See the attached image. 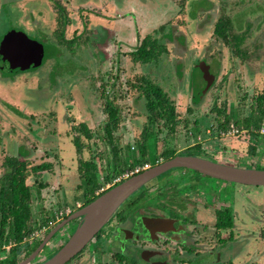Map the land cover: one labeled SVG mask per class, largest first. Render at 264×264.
Returning a JSON list of instances; mask_svg holds the SVG:
<instances>
[{"label":"flooded vegetation","instance_id":"1","mask_svg":"<svg viewBox=\"0 0 264 264\" xmlns=\"http://www.w3.org/2000/svg\"><path fill=\"white\" fill-rule=\"evenodd\" d=\"M8 1L12 0H2L0 11L4 9H2L3 4ZM13 1L21 7L26 6L29 0ZM33 1L47 7L49 1L55 0ZM167 2L169 3L167 9L161 7L157 12L156 7L148 6L147 0H89L92 9L98 12L92 14L100 19L98 26L94 24L95 31L83 29L78 38L69 39L65 35V30L72 21L60 0L55 1L54 6L59 11L57 21L60 25V29L56 32L58 41H55L58 48L65 53L68 49L73 51L77 40L83 36L89 46L85 54L94 58V64L85 65L84 68H87L90 76L91 91L95 96L99 95L96 98L102 104L100 105L102 109L98 107L97 113L104 119L98 126L101 127L104 140L110 149L108 154L112 158L111 168L114 170L115 165L121 161L120 169L124 171H132L136 168L140 170L131 173L128 177H121L119 173L108 182L98 180L100 186L93 194L82 178L81 184L77 186L80 192L78 200H74L73 203L75 209L70 206L59 209V221L53 225L49 222L40 226L42 231L39 235L21 246L18 264L35 253L58 224L67 220L82 207L122 181L141 174L176 155H193L224 165L264 169V133L260 130L264 125V91L253 97L256 103L252 104L250 114L244 117L253 120L262 118L261 125L258 128L254 124L247 128L237 125L236 119L240 114L237 111L232 113V109H235L233 106L240 101L245 105L248 98L247 91L252 85H249V88L244 86L246 92L242 94L243 97L240 99L237 97L228 104L226 88L223 89V84L229 79V71L221 73L223 56L234 61L235 68L241 66L248 68L247 73H251L253 69L257 70L255 68L257 62H261L264 69V0H168ZM185 11H187L186 17H184ZM168 42L181 44L184 52L187 53L186 59L171 61L169 66L174 67V72L167 75L172 83L177 82L176 67L183 68L186 76L181 81H187L191 91L188 100L190 102L185 111H179L183 107L176 105V100L172 99L165 88L167 80H162L161 74L157 72L164 67L170 56ZM90 44L96 45L98 49ZM113 45L116 47V53L110 52ZM56 55L59 56V59H56L57 63L61 64L65 61V59L60 60V51H57ZM108 57L111 61L106 63L104 68L107 69L99 70L100 66L96 67L95 62L99 63L100 59ZM120 57L124 59L122 65L119 64ZM128 63L132 66L130 75L126 73ZM200 63H204L208 71L201 69ZM194 69L202 75L205 86L203 89L197 82ZM244 69L238 70L240 72L238 78H243L241 71ZM257 71L261 77L264 76V70ZM22 72L24 71L6 74L0 70V74L4 77H13ZM51 74H55V77L57 75L54 70ZM210 75L214 78L212 79ZM130 91L137 92L132 99L128 97ZM157 94L164 95L169 101V106L176 114L174 119L161 117L152 110L154 102L158 100ZM236 94L239 95L238 92ZM209 96L214 101L216 118L210 117L211 122L205 134L210 137L214 135L217 141L225 139L234 141L240 138L242 144H247L242 153L225 149L226 147L221 145H215L214 150L211 151L209 143L194 141L183 148L174 147L175 153L168 157L164 153L173 146H165L160 153L162 155L160 159L156 158L154 162L143 156L140 147L144 141L145 127L150 122V115H154V122L150 123L151 127L148 131L150 136L146 155L150 152L149 148L153 143L157 148L156 140L162 129L171 137L180 134L185 120L193 122V125L203 123L198 117L192 121L190 113L194 104L205 101ZM10 98L19 101L16 97ZM128 99L143 101L147 120L142 126L140 135L129 125L130 119L127 117L129 113L123 109L127 106L120 105V101ZM49 106H57L56 110L58 109L60 113V102L44 106L45 110ZM255 106L256 110H254ZM13 110L16 114L25 117V113L17 107H13ZM42 110L43 108L37 112ZM219 114L223 115V118L219 117ZM214 121L219 125L215 126ZM220 124H225L226 127L220 128ZM232 124L238 127L237 134L216 135V129H227ZM80 127L78 130L87 128L89 133H92L89 139L95 137V132L87 123H80ZM31 130L37 129L31 127ZM86 131L84 130L85 133ZM190 132L192 134V131ZM78 143L79 146L74 139L76 147L74 149L77 153H81L84 145L81 140ZM56 148L60 161L66 150L61 151V148ZM38 150L39 148L35 147L32 149V159H36ZM115 151L119 155L117 161L114 159ZM123 152L130 153L132 158L128 159L129 161L122 160ZM234 157L238 160L232 159ZM62 161L67 164L66 161L69 159ZM47 164L49 166L44 171L54 166L52 162ZM146 164L148 166H145ZM98 167L102 175L99 164ZM81 219L77 217L65 224L58 232L59 237L54 241L56 234L47 245V249L46 246L42 248L35 259L28 264H42L53 256L64 245L66 241L64 238L72 235ZM36 242L40 243L32 249ZM12 249L13 247L5 250L7 256L2 257L0 254V259L4 260L0 261V264H7L6 259H10ZM64 264H264V185L227 181L188 168H172L130 196L86 247Z\"/></svg>","mask_w":264,"mask_h":264},{"label":"rangeland","instance_id":"2","mask_svg":"<svg viewBox=\"0 0 264 264\" xmlns=\"http://www.w3.org/2000/svg\"><path fill=\"white\" fill-rule=\"evenodd\" d=\"M55 1H49L50 4H47V7H45V5L29 0L26 6L18 7L16 2L12 0L6 2V4L4 3L2 7L4 9L0 11V41L10 31H22L29 35L30 38L41 41L46 50L43 67L39 69L35 68L36 70L29 69L13 77H4L0 74V175L4 170L2 163L8 155H21V157L28 159L33 164L52 162L54 165L49 170L33 174L28 179L33 193L32 210L34 217H39V219L42 218V210L47 212L48 209L54 211L55 209H65L69 206L72 209L74 208V200H78L80 193L77 186L81 184L83 178L81 176L82 171L79 170L80 160L93 157L100 165L103 173L102 175L99 174L101 179L103 175L106 176L113 170L111 168L112 158L108 154L110 149L104 140L101 127L98 126L104 119L102 115L97 113L98 107L102 109V104L96 98L99 95L95 96L91 91L90 76L87 68H84L85 65H93L94 58L88 57L85 54L89 46L84 41L83 36L77 40L73 51L70 49L66 51L65 58H63V60L66 59L65 61L62 60L61 64L56 61L57 55L55 51L53 52V47H57V43H55V41H58L56 32L60 29V25L57 21L59 11L54 6ZM88 1L60 0L65 7L66 14L72 21L70 25L66 26L65 35L67 38H78L82 34V31H84L83 29L95 31V27L98 26L100 19L92 15L98 14V12L92 9ZM167 1L147 0L148 6L156 7L157 12L160 11L161 7H164L165 10L167 9L169 6ZM1 2L2 0H0ZM186 16L187 11L184 12V17ZM161 18L163 17L161 16ZM93 47L97 48L96 45ZM168 48L171 52L170 56H168V61L157 72L161 74L162 80H167L165 88L172 99L176 100V105L183 107L179 111H185L186 106L190 102L188 100L191 96V91L187 81H181L186 76L183 68L176 67V70H178L176 75L177 82L174 81L172 83V80L167 75L174 72V67L169 66L171 65V61L173 59L184 60L187 58V53L184 52L182 45L176 42H168ZM116 51V47L113 45L110 52L116 53ZM123 60V57L119 58L120 65H122ZM109 61H111L110 57L103 58L100 59L99 63L95 62V64H97L96 67L100 66V70ZM222 62L221 73L229 71V79L223 84V89L226 88L228 104L237 97L238 99L243 97L246 92L244 86L249 88V85H252L247 91L248 98L245 105L240 101L236 106H233L235 109H232V113L235 111L239 112L240 116L236 120L242 125L241 123H243L245 115L250 114L252 104L255 105L254 103H256V101H253V97L264 91V76L261 77V74L257 71L264 70L263 64L257 62L256 66L253 65L257 70L253 69L251 73H247L246 69L248 68L244 66L235 68L234 61L232 62L226 56H223ZM131 67V64L128 63L126 73H129V75L130 73L132 74V71H130ZM241 68H245L241 71L243 78H238L240 76L238 70ZM106 69L104 68V71ZM53 70L57 73L56 77L55 74H51ZM193 73L196 75L197 82L203 89L205 86L201 73L198 70H195ZM136 93L130 91L128 97L132 99ZM12 96L19 99V101L12 100L10 98ZM130 99L120 101V105L127 106L123 109L129 113L127 115L128 119H130L129 125L135 133L140 135L142 126L147 120L143 101L137 102ZM180 99L184 100L179 101ZM59 102L60 113L57 111L58 109L56 110L57 106H49L45 110L44 106ZM125 102H128V104H125ZM213 102L211 96H209L205 101H201L197 105H193L192 103L193 111L189 112L191 120L194 121L198 117L203 120V123L200 122L198 125H193V122L185 120L180 134L171 137L167 136L166 131L162 129L156 140L157 148L154 147L153 143V146L149 148L150 152L146 155L147 159L153 162L156 158L160 159L162 156L160 153L167 145L173 146V149L174 147L179 149L194 143V141L197 143H209L211 151L214 150L215 145H221V147H226L225 149L228 148L242 153L247 144H242L240 138L234 140L236 142L227 139L217 141L218 139L214 135L210 137L205 134L206 128H209L208 125L211 122L210 117L216 118ZM12 106L24 112L25 117L16 114ZM42 108V112H37ZM254 110H256V106ZM30 113H33L32 116H29ZM219 117L223 118V115L219 114ZM80 123H87L88 127L90 126V129L95 132V137L88 139L84 134V130H78L81 128ZM214 125L217 126L219 123L214 121ZM31 127L37 130H31ZM190 131H192V134ZM215 131L216 135H219L217 133H219L220 129H216ZM78 135L84 145L81 153H77V150L74 149L76 148L74 139ZM44 143L48 146H45ZM34 147L39 148L36 159H32V149ZM56 147L61 148V151L66 150V154L63 155L62 160L69 159V161H66L67 164L61 159L59 161L58 149ZM131 158L132 155L128 152L121 154L122 160L129 161L128 159ZM232 159L238 160L235 157ZM40 182L45 184L41 190L40 188L38 189ZM57 237H59L58 233L55 239ZM68 238L65 237L64 239L67 240ZM45 248L47 249V246ZM0 254L2 257L7 256L5 250L0 251ZM88 256L91 258L90 255ZM0 261H3V259H0Z\"/></svg>","mask_w":264,"mask_h":264},{"label":"water","instance_id":"3","mask_svg":"<svg viewBox=\"0 0 264 264\" xmlns=\"http://www.w3.org/2000/svg\"><path fill=\"white\" fill-rule=\"evenodd\" d=\"M46 50L42 42L29 38L25 33L8 32L0 42V70L11 72L39 69L43 66ZM208 71L204 63L199 65ZM208 68V67H207ZM35 69V70H36ZM206 76V74H205ZM212 79L214 78L210 75ZM172 168H188L204 175L227 181L250 185H264V169L244 168L224 165L193 155H176L145 172L135 175L112 187L98 198L82 207L67 220L58 224L47 236L37 251L19 264L31 263L38 252L47 246L60 229L72 219L81 217V221L64 245L42 264H64L81 252L90 240L103 228L114 212L142 186ZM55 239V238H54Z\"/></svg>","mask_w":264,"mask_h":264},{"label":"trees","instance_id":"4","mask_svg":"<svg viewBox=\"0 0 264 264\" xmlns=\"http://www.w3.org/2000/svg\"><path fill=\"white\" fill-rule=\"evenodd\" d=\"M54 51L56 54L57 51H60V60L64 58L65 52L61 51L58 46L53 47V52ZM57 59H59V56H57ZM44 63L45 62H43V64ZM157 95L158 100L154 102L152 110L159 114L161 117H166L169 120L174 119L176 114L174 109L169 106V101H167L164 95ZM168 107L169 110H167ZM262 121V118L254 120L251 118H246L243 119V123H241L242 125H240L238 121H236V124L244 126L246 128L251 124H254L258 128L261 125ZM153 122L154 115H150V122L148 123V126L145 127L143 137L144 141L140 147L143 156L145 157L147 153V141L149 140L150 136L148 131H150V123ZM221 125L222 124H220V128L226 127L225 124L222 126ZM84 130L86 131L87 128H84ZM108 131L110 134V130ZM173 131L174 129L172 130V132ZM84 134L88 139L92 137V133H89L88 130ZM80 140L81 139L79 138V136L75 138L78 146V142ZM115 150L117 151V148H115ZM116 151L114 152V159H116L117 161L119 155ZM173 153H175V149L169 148L164 154L168 157L173 156ZM3 166L4 170L0 175V243L4 244L10 241L16 243V245L12 249V255L10 259L8 258L6 259V261L7 264H18V256L21 252V246L23 245L24 240L34 235L35 231L40 229V226H43L44 224H47L55 219V213L52 209L47 210V212L42 210L41 219H39V217H34V213L32 210V186L28 183V179L33 174L43 172L44 169L49 165L45 162L33 164L28 159L21 157V155H9L5 158ZM79 166V170L82 171L81 176L89 185L90 193L93 194L94 190L100 186L98 184V173L100 172V170L98 169V163L93 157H90L88 159L80 160ZM115 167L116 168L114 170H112L105 176L107 181H110L114 176L122 172L123 169H120L121 161H119V164H116ZM44 186L45 184L40 182L38 185V189ZM39 243L40 242H36L35 246L32 249L36 248Z\"/></svg>","mask_w":264,"mask_h":264},{"label":"built area","instance_id":"5","mask_svg":"<svg viewBox=\"0 0 264 264\" xmlns=\"http://www.w3.org/2000/svg\"><path fill=\"white\" fill-rule=\"evenodd\" d=\"M261 129V131L264 133V125H262L261 127H260ZM238 131H239V129H238V127L235 125V124H232L230 127H228L227 129H221L220 131H219V135H222V136H230V135H234V134H237L238 133ZM145 166H148V164H146ZM140 170V168H136V169H134V170H132V171H130V170H126V171H124L123 173H121V177H128L129 175H131V173L133 174V173H136V172H138ZM116 180V179H115ZM60 220V212H58L57 211V214H56V216H55V219L54 220H52V221H50V224H55L57 221H59ZM44 230H45V228H44ZM40 231H42L41 229H38V230H36L35 231V233H34V235H32V236H30L29 238H27V239H25L24 240V242H26V241H28V240H31L34 236H37V235H39V233H40ZM16 245V243L15 242H13V241H10V242H8V243H5V244H3V245H1L0 244V251H3V250H9V249H11L12 247H14Z\"/></svg>","mask_w":264,"mask_h":264},{"label":"crops","instance_id":"6","mask_svg":"<svg viewBox=\"0 0 264 264\" xmlns=\"http://www.w3.org/2000/svg\"><path fill=\"white\" fill-rule=\"evenodd\" d=\"M9 156V155H8ZM124 172V170H122V172H120V173H123ZM102 179H104V180H102ZM100 178L99 177V180H100V182H108L107 180H106V178H105V176L103 175V178ZM111 181V180H110ZM59 209H55L54 210V213H56L57 214V211H58ZM1 244V243H0ZM5 244V243H4ZM1 245H3V244H1Z\"/></svg>","mask_w":264,"mask_h":264}]
</instances>
